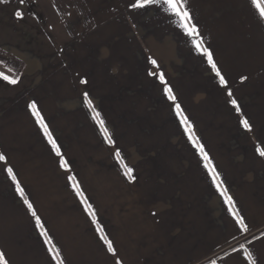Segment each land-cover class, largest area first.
Instances as JSON below:
<instances>
[{
	"label": "crops",
	"instance_id": "obj_1",
	"mask_svg": "<svg viewBox=\"0 0 264 264\" xmlns=\"http://www.w3.org/2000/svg\"><path fill=\"white\" fill-rule=\"evenodd\" d=\"M71 1L0 2L7 264H264V22L251 0H186L224 86L161 6Z\"/></svg>",
	"mask_w": 264,
	"mask_h": 264
},
{
	"label": "snow or ice",
	"instance_id": "obj_2",
	"mask_svg": "<svg viewBox=\"0 0 264 264\" xmlns=\"http://www.w3.org/2000/svg\"><path fill=\"white\" fill-rule=\"evenodd\" d=\"M0 2H4V0H0ZM20 2L23 3L24 0H20ZM251 3H252V6L255 9L258 10L259 19L262 22H264V6L261 5L259 0H251ZM147 5H159V6H161L163 8V10L165 12L170 13V14H172L173 16H175V17H177L179 19V22H180L179 26L183 29L184 33L188 37L192 38L193 47L196 49L197 52H201L203 55H205L207 57L208 64L211 66L212 71H214L216 73V76L219 77L220 84L222 86L226 85L227 81L225 80L224 76L221 75L220 70L218 69L216 63L214 62L212 53L207 48L202 47L203 41L197 38L199 36V33L197 31L196 26L191 23V16H190V13H189V11H188V9L186 7V0H136V3L131 4V7H133V8H144ZM15 15L18 18L22 16V14L19 11H17L15 13ZM151 63L155 64L156 61L152 60ZM149 74L153 75L154 73H149ZM3 79L8 81L9 83H12V84H15L17 82L15 79H9V77H7V76H3ZM241 79L244 80V79H246V77H241ZM159 80L162 83H164L163 74H161L159 76ZM81 83H86V81L85 80H81ZM164 92L167 94L168 99H170V100H174L175 99V97L172 94V89L170 87H168L167 84H165ZM228 95L229 96L232 95L231 91L228 92ZM84 100L88 104V106L91 107V101L88 98V93L87 92L84 93ZM230 103L233 104V105H237V101L234 100V99L231 100ZM29 108H31L33 110V115L37 117V123L40 124L42 129L44 130L45 135L48 137L49 142L52 144L53 150L56 151L57 155H60L59 149L56 147L55 141L52 140L50 133H48L47 127L43 124L42 118L40 117L39 113L36 111V105L35 104H30ZM176 111H177V114L179 115L180 114V105L179 104L176 105ZM236 111L237 112L240 111V108L238 106L236 107ZM99 123H100L101 127L103 128V121H100ZM181 123L186 125V127H185V131L186 132H190L191 131V125L187 124V119L186 118H182L181 119ZM240 123H241V125H243V127L245 129H249L250 128V125H249V123H248V121L246 119H241ZM104 135H105V138H106L107 142L109 144H111L113 141L107 135V130L106 129H104ZM189 139L190 140L193 139L192 135H189ZM199 147H200V151L203 153V147L202 146H199ZM256 152L260 156H264V150H261L260 147L256 148ZM115 155L117 156V158H119L120 157L119 151H117ZM4 159H5V157L3 155H0V160H4ZM204 159L205 160L208 159L206 153H204ZM65 166L66 165H65V163H64V161L62 159L61 160V167H65ZM205 167H208V165H205ZM7 172L9 174V176H12V179L15 181V176L12 175V169L11 168L7 169ZM132 172H133L132 168H127V170L125 172V175H127L131 179V178H133L132 177ZM212 174H213L214 179H215V176H216L215 169H212ZM69 179L71 180L73 178L69 177ZM218 187H219V185H218ZM17 191L20 192L21 194H23L22 189H20L18 184H17ZM77 192L79 194L78 187H77ZM24 202H25V204H27L29 210L31 211L32 205L30 203H28L27 200H25ZM226 202L227 203H231V197H228ZM32 215L35 216L36 215L35 212H32ZM237 222L240 223V224H243L242 220H238ZM36 223H37V226H41L42 227L38 217L36 218ZM101 238L104 239V237H101ZM105 243L108 246V251L111 252L113 250L111 242L108 241V240H105ZM241 247H243V246H241ZM49 251H51V249H49ZM247 255H248V258L250 259L251 258V254L248 253ZM0 264H7V260L5 258V254L3 252H0ZM118 264H119V262H118Z\"/></svg>",
	"mask_w": 264,
	"mask_h": 264
},
{
	"label": "rangeland",
	"instance_id": "obj_3",
	"mask_svg": "<svg viewBox=\"0 0 264 264\" xmlns=\"http://www.w3.org/2000/svg\"><path fill=\"white\" fill-rule=\"evenodd\" d=\"M70 4H73V1H71V0H67V3H66V5H67V7L69 8L70 7ZM3 61H4V65L6 66V64H8L10 67H14V69H16L18 66L15 64V62L14 61H11V59L10 58H8V57H4L3 58ZM4 66V67H5Z\"/></svg>",
	"mask_w": 264,
	"mask_h": 264
},
{
	"label": "trees",
	"instance_id": "obj_4",
	"mask_svg": "<svg viewBox=\"0 0 264 264\" xmlns=\"http://www.w3.org/2000/svg\"><path fill=\"white\" fill-rule=\"evenodd\" d=\"M14 62L16 65L20 66L18 61L14 60ZM15 73H17V72H15Z\"/></svg>",
	"mask_w": 264,
	"mask_h": 264
}]
</instances>
